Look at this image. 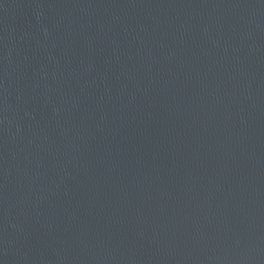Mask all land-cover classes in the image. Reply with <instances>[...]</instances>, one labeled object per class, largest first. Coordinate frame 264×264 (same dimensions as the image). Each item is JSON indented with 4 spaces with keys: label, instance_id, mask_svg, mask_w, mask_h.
<instances>
[{
    "label": "water",
    "instance_id": "obj_1",
    "mask_svg": "<svg viewBox=\"0 0 264 264\" xmlns=\"http://www.w3.org/2000/svg\"><path fill=\"white\" fill-rule=\"evenodd\" d=\"M0 264H264V0H0Z\"/></svg>",
    "mask_w": 264,
    "mask_h": 264
}]
</instances>
